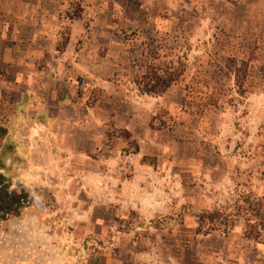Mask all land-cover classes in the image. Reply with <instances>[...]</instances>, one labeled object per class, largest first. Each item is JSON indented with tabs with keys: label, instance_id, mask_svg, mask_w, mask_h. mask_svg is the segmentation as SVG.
I'll return each mask as SVG.
<instances>
[{
	"label": "rangeland",
	"instance_id": "obj_1",
	"mask_svg": "<svg viewBox=\"0 0 264 264\" xmlns=\"http://www.w3.org/2000/svg\"><path fill=\"white\" fill-rule=\"evenodd\" d=\"M223 35L260 50L243 97L204 51ZM154 65L185 68L186 83L202 77L218 106L182 84L144 94L135 78ZM69 103L79 196L58 194L67 173L42 165L39 203L26 192L23 214L0 221V264H238L224 255L244 250L239 239L264 244V0H0V163L11 189L25 177L11 118L42 122L37 111Z\"/></svg>",
	"mask_w": 264,
	"mask_h": 264
},
{
	"label": "crops",
	"instance_id": "obj_2",
	"mask_svg": "<svg viewBox=\"0 0 264 264\" xmlns=\"http://www.w3.org/2000/svg\"><path fill=\"white\" fill-rule=\"evenodd\" d=\"M77 76H79V70ZM50 91L51 89H45L44 91L48 97L46 101L49 99L48 94L54 95L55 93ZM31 98L34 100L33 104H38L40 108L44 107L43 102L35 98V95L32 94ZM75 107L74 104L69 103L60 107L57 105V112L52 109L53 113H51L48 110L50 108L37 111L39 117L45 118L42 122L37 120L33 124L27 123L22 126L21 123L14 121V119L23 120L26 117H24V114L18 113L9 122L10 127L15 126L19 129L15 137L17 145L12 149V158H18L15 159L16 163L13 167H17L18 171L25 174L24 179L15 183L17 185L15 186L24 190V192H31V198L35 204L39 203L40 195L33 189V180L36 178L34 172H43L45 169L42 165H56L58 172L65 171L67 173L62 180L65 187H62L63 189L57 192L58 194L63 192L68 197L79 196V123L73 122L68 116L71 111H75ZM31 109L34 108H28V111ZM27 139H30V141H27ZM7 163L9 162L7 161ZM7 171L8 169L0 163V175L5 174ZM44 175L48 177L49 185H53V187L61 185L58 179L50 177L49 173L46 172ZM70 185L75 186L73 193L69 189ZM53 191L56 192L55 190ZM74 213L79 215V207L74 210ZM258 218L264 222V208L260 210ZM238 244L244 247L241 253L224 256H234V260L238 264H244L246 262L245 259L248 261L246 264H264V244L248 238L239 239V242L237 241ZM110 261L108 259L107 264H117L115 261H111V263ZM92 264H96V261Z\"/></svg>",
	"mask_w": 264,
	"mask_h": 264
},
{
	"label": "trees",
	"instance_id": "obj_3",
	"mask_svg": "<svg viewBox=\"0 0 264 264\" xmlns=\"http://www.w3.org/2000/svg\"><path fill=\"white\" fill-rule=\"evenodd\" d=\"M223 36V38L218 36L213 37V42H211V47H209L211 50L205 46L204 51H208L210 55L212 53V56L215 57L218 63L222 64L223 61L222 67L233 76V83L237 88V95L243 97L246 94L244 84L247 81V75L251 73V70L254 71L255 69V66H249L247 61H256L255 55L260 50L258 47L257 50L248 49L241 42H238V45H232L229 39L225 35ZM163 54L165 55V59L175 56L167 51ZM205 63L206 61L200 65L198 64L197 67L203 68V64ZM173 65L174 63H168V66L173 67ZM178 65L181 67V63ZM185 71V68L175 70L169 67L162 70L160 67L154 65L149 67L141 76H137L134 83L146 95H159L164 93L172 85L182 84L186 97L198 98L200 101L209 99L208 105L216 108L218 106L219 94L214 93V86L210 84L203 86L201 84L202 77L191 79L192 82L186 83ZM12 186L13 183L10 180L0 175V221L20 217L23 209L29 205L26 192L18 188L11 189Z\"/></svg>",
	"mask_w": 264,
	"mask_h": 264
},
{
	"label": "clouds",
	"instance_id": "obj_4",
	"mask_svg": "<svg viewBox=\"0 0 264 264\" xmlns=\"http://www.w3.org/2000/svg\"><path fill=\"white\" fill-rule=\"evenodd\" d=\"M29 196L31 197V192H29Z\"/></svg>",
	"mask_w": 264,
	"mask_h": 264
},
{
	"label": "water",
	"instance_id": "obj_5",
	"mask_svg": "<svg viewBox=\"0 0 264 264\" xmlns=\"http://www.w3.org/2000/svg\"><path fill=\"white\" fill-rule=\"evenodd\" d=\"M17 186V185H16Z\"/></svg>",
	"mask_w": 264,
	"mask_h": 264
}]
</instances>
